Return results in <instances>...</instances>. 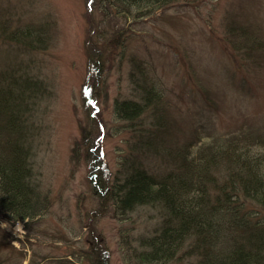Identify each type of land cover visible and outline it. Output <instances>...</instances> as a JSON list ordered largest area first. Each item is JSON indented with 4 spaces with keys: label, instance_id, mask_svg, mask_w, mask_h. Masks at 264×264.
<instances>
[{
    "label": "rangeland",
    "instance_id": "374dc122",
    "mask_svg": "<svg viewBox=\"0 0 264 264\" xmlns=\"http://www.w3.org/2000/svg\"><path fill=\"white\" fill-rule=\"evenodd\" d=\"M103 1L0 0V76L23 66L28 69L26 77L42 81L26 108L37 135L30 138V160L48 202L45 213L28 228L24 221L11 225L0 215V254L12 263L22 257L23 264H69L65 258L74 255L80 264H90L100 242L109 248L108 264L138 263L130 249L137 247L139 233L159 222L160 212L141 207L132 215L133 224L106 208L101 213L87 164L79 157L84 128L95 126L93 119L89 122L86 98L91 99L92 113L100 114L97 120L104 122L99 140L113 173L122 155L129 153L130 135L115 134L120 122L113 112L116 98H140L134 92L140 79L136 68H142V81L163 94L158 105L166 123L156 141L158 147L173 151L139 156L156 172L173 167L175 154L198 157L211 145L253 136L262 138L254 149L264 150V0H176L146 18L130 16L128 21L124 14L106 12ZM8 18L25 27L43 25L50 37L47 45L31 47V42L6 37L1 24ZM112 29L124 31L121 36L127 39L123 60L112 50L105 51L108 42L102 34L109 38ZM98 42L104 44L103 50L94 47ZM95 49L103 61L99 77L89 64ZM131 54L136 63L133 75ZM2 119L5 128L7 117ZM227 163L223 158L218 161L220 174L228 171ZM227 177H220L216 185ZM210 190L214 197L217 189ZM240 199L244 204L238 213L244 220L264 225V207ZM131 238L136 243H130ZM201 260L197 251L170 264Z\"/></svg>",
    "mask_w": 264,
    "mask_h": 264
},
{
    "label": "trees",
    "instance_id": "16d2710c",
    "mask_svg": "<svg viewBox=\"0 0 264 264\" xmlns=\"http://www.w3.org/2000/svg\"><path fill=\"white\" fill-rule=\"evenodd\" d=\"M174 1L104 0L101 5L112 15H126L128 21L130 16L146 18ZM13 21L8 18L1 24L6 37L17 43L31 42V47L47 45L50 37L43 25L25 27ZM111 32L109 38L108 34H102L108 42L104 50H112L115 58L118 55L123 60L127 51V39L121 36L124 31L112 29ZM99 42L94 47L101 46ZM98 51L95 49L91 53L89 64L99 77L102 58ZM129 61L133 75L136 68L133 54L129 55ZM17 69L13 68L9 73L6 70L0 76V215L11 225L24 221L28 228L30 222L37 220L48 207L47 194L40 192L38 175L30 160V138L36 129L28 122L30 109L26 108L28 99L39 92L42 81L26 77L28 69L23 66ZM136 70L140 79L134 92L140 94V98L133 96L114 101L113 117L120 122L115 127V134L128 131L131 138H127L130 151L122 155L114 173L105 162L99 140L104 122L100 121L101 117L97 120L98 112L92 113L91 99H85L88 100L89 122L93 119L95 126L92 130L84 128V141L81 142L84 151L79 157L83 156L87 164L92 192L101 201L100 212L106 208L133 224L132 215L141 207L158 209L159 222L151 226L152 230L139 233L135 239L139 242L137 247L130 249L129 254L135 257L137 264H170L197 251L203 255L198 264H264V225L252 226L254 224L244 220V214L238 213L244 204L240 197L255 200L264 207V150L254 149L262 143V138L253 136L241 142L211 145L198 157L187 155L184 158L175 154L172 156L173 167L156 172L141 162L139 156L144 157L146 152L152 151L171 155L173 151L168 146L158 147L156 141L166 123L158 105L163 94L154 85L142 81V68ZM94 96L98 98V93ZM2 117H7L5 128ZM74 151L78 155L80 146ZM222 158L228 162V171L224 175L217 167ZM220 177L228 180L218 186ZM211 188L217 189L214 197ZM100 243L95 254L89 255L90 264H108L109 248ZM130 243L136 242L131 238ZM71 256L65 261L80 264V259ZM17 260V264H23L22 257ZM0 264L15 263L0 254Z\"/></svg>",
    "mask_w": 264,
    "mask_h": 264
}]
</instances>
